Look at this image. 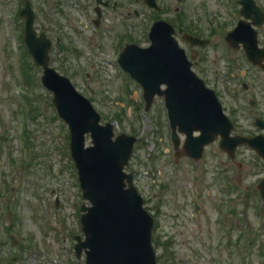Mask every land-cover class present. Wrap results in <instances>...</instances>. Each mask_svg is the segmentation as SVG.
<instances>
[{
  "label": "rangeland",
  "instance_id": "1",
  "mask_svg": "<svg viewBox=\"0 0 264 264\" xmlns=\"http://www.w3.org/2000/svg\"><path fill=\"white\" fill-rule=\"evenodd\" d=\"M231 1L156 0L161 6L156 14L141 0H113L117 8L105 11L96 28L93 0L83 10L71 1L65 23L53 25L44 22L47 1L36 0L34 29L52 40L51 67L91 101L100 124H112L114 135L136 138L125 171L133 174V185L153 218L158 264H264V201L255 188L264 175L263 161L244 145L229 158L218 139L193 161L183 154L182 134L175 150L162 97L144 111L141 87L119 71L116 60L125 44L149 43L154 15L173 23L178 6L187 27L196 26L205 35L211 27L215 33L207 47L197 49L193 72L215 90L234 135L257 134L253 120H264V74L253 72L241 50L223 41L236 22ZM255 2L264 10V0ZM57 35L63 37L61 52ZM20 45L19 38L3 37L0 31V264H84L83 253L77 260L73 252L74 235L82 238L79 206L86 202L69 156L68 129L40 85L41 70L29 56L22 58L27 52ZM19 59L22 69H27L23 60L33 65L27 71L30 82L19 75ZM14 88L23 89L27 103L22 93L12 96ZM251 99L257 100L255 108Z\"/></svg>",
  "mask_w": 264,
  "mask_h": 264
},
{
  "label": "water",
  "instance_id": "2",
  "mask_svg": "<svg viewBox=\"0 0 264 264\" xmlns=\"http://www.w3.org/2000/svg\"><path fill=\"white\" fill-rule=\"evenodd\" d=\"M145 3L157 8L153 0ZM240 5V14L260 27L264 19L253 0H241ZM21 15L26 19L27 50L36 65L42 67V84L52 92V102L70 129L71 157L82 196L90 203L81 206L84 241L75 237L76 256L85 252L86 264H156L150 246L152 220L142 209L141 198L130 182L131 175L122 172L135 139L120 134L112 141V127L98 125L100 117L89 102L75 92L68 79L48 68L51 43L44 34L36 35L32 28L33 12L27 3ZM172 33L169 24L157 21L148 34V47L126 45L118 59L122 69L142 86L146 110L155 95L164 97L174 147L178 145L176 132L183 133L184 153L189 157L201 158L204 146L219 135L218 145L231 157L239 144H246L264 160V136H230L232 125L223 115L214 92L206 89L191 71ZM256 35L251 24L242 21L225 40L233 48L242 44L247 59L264 70V49L258 47ZM187 41L191 45L205 44L193 37ZM256 125L263 127L258 120ZM195 131L200 135H193ZM85 134L90 135L92 146L84 147ZM257 188L264 199V178Z\"/></svg>",
  "mask_w": 264,
  "mask_h": 264
},
{
  "label": "flooded vegetation",
  "instance_id": "3",
  "mask_svg": "<svg viewBox=\"0 0 264 264\" xmlns=\"http://www.w3.org/2000/svg\"><path fill=\"white\" fill-rule=\"evenodd\" d=\"M24 0H0V28L3 26H7L9 24H14L15 27H20L23 25V19L20 17V12L23 6ZM31 7L35 11L36 18L38 19L39 13L36 7V0H29ZM47 1V7L49 9V16L48 19L44 20V22L49 23L50 25L53 24H60L62 22L63 24L67 20V15H69V6L68 4L72 1L74 4L81 5L82 9H85L86 6L84 4L89 3L91 0H46ZM98 3V11H99V19L97 26H99V22L101 21L103 14L105 11H108L109 8L114 9L113 0H94V4ZM96 6L93 8L95 10L97 8ZM94 20H92L93 22ZM181 28L177 27L176 31ZM185 28L182 27L181 33H176L175 37L180 40V43L185 46V49L188 52V56L192 60L193 66H196L198 64L199 56H196L198 50L197 48H193L190 45H188L183 39L182 34L183 33H189L184 30ZM195 33L199 32V29L193 30ZM191 34V33H189ZM193 35V34H192ZM55 39H60V37L57 35ZM257 71V70H256Z\"/></svg>",
  "mask_w": 264,
  "mask_h": 264
}]
</instances>
